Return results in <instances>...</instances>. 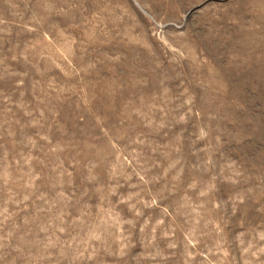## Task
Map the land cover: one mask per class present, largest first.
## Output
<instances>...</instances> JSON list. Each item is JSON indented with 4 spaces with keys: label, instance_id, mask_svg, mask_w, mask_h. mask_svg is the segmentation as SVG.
I'll use <instances>...</instances> for the list:
<instances>
[{
    "label": "rangeland",
    "instance_id": "1",
    "mask_svg": "<svg viewBox=\"0 0 264 264\" xmlns=\"http://www.w3.org/2000/svg\"><path fill=\"white\" fill-rule=\"evenodd\" d=\"M0 264H264V0H0Z\"/></svg>",
    "mask_w": 264,
    "mask_h": 264
}]
</instances>
